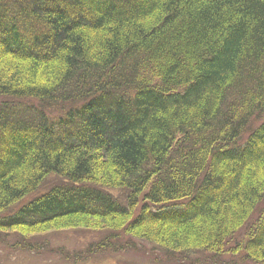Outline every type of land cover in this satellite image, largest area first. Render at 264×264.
<instances>
[{"label": "trees", "instance_id": "1", "mask_svg": "<svg viewBox=\"0 0 264 264\" xmlns=\"http://www.w3.org/2000/svg\"><path fill=\"white\" fill-rule=\"evenodd\" d=\"M1 96V233L264 264V0H0Z\"/></svg>", "mask_w": 264, "mask_h": 264}, {"label": "rangeland", "instance_id": "2", "mask_svg": "<svg viewBox=\"0 0 264 264\" xmlns=\"http://www.w3.org/2000/svg\"><path fill=\"white\" fill-rule=\"evenodd\" d=\"M8 99L1 96L0 102ZM22 103L36 102L23 100ZM61 182L62 178L52 174L39 191L24 200ZM112 192L124 200L121 191ZM109 233L91 229H65L22 237L15 232H0V264H190L198 261L204 264H237V257L232 255L229 258L219 256L214 260L209 253L190 254L187 257L179 254L167 256L165 250L155 243L124 234L111 237L110 242L105 239ZM21 241L24 243L18 244ZM26 242L32 246L28 247Z\"/></svg>", "mask_w": 264, "mask_h": 264}]
</instances>
